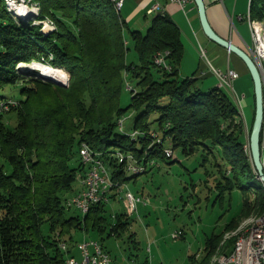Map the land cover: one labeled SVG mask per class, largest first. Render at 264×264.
Returning a JSON list of instances; mask_svg holds the SVG:
<instances>
[{
    "label": "trees",
    "instance_id": "16d2710c",
    "mask_svg": "<svg viewBox=\"0 0 264 264\" xmlns=\"http://www.w3.org/2000/svg\"><path fill=\"white\" fill-rule=\"evenodd\" d=\"M36 1L39 17L51 18L58 31L42 32L41 24L33 22L17 25L0 0V102L10 98L8 86L22 84L21 97L6 102H15L8 116L0 114V264H68L66 254H74L69 245L76 231L109 229V235H118L130 225L124 212L115 214L108 228L105 202L91 205L83 218L69 213L68 201L79 192L87 171L84 142L95 159L109 166L114 181L130 178L123 173L125 163L165 159L169 146L184 155L201 149L205 160L209 154L223 158V163L215 162L222 177L221 166L230 164L232 181L253 196L244 198L240 212L222 229L207 236L202 261L211 259L226 231L264 212V184L240 180L245 167L256 170L243 152L244 139L235 132L237 105L223 89L203 91L196 77L180 76L184 44L168 14L157 15L144 33L128 26L113 0ZM254 6L252 1L251 16L261 19ZM131 49L135 59L129 57ZM161 50H169L171 70L156 65ZM46 55L68 69V87L19 70L21 62L46 61ZM125 89L131 92L126 106L121 101ZM129 109L139 111L133 125L141 132L136 139L134 130L127 133L119 124ZM153 112L159 115L151 119ZM119 152L131 154L120 163L114 156ZM215 177L223 194L230 192L232 183L224 187L222 178ZM62 243L69 247L63 249ZM233 244L225 251L231 252Z\"/></svg>",
    "mask_w": 264,
    "mask_h": 264
},
{
    "label": "rangeland",
    "instance_id": "374dc122",
    "mask_svg": "<svg viewBox=\"0 0 264 264\" xmlns=\"http://www.w3.org/2000/svg\"><path fill=\"white\" fill-rule=\"evenodd\" d=\"M26 2H28L30 6L39 7L36 15H25V18H23V15L18 14L19 17H17L15 12L10 11L6 0H4L8 14L17 25L22 26L23 24L27 25L33 22V24H41L42 32L49 34L58 31L59 28L51 18L47 17L41 19L39 17L40 5L36 0H27ZM44 27L46 29H44ZM147 28L148 25L144 27V33L147 31ZM133 29H135V27H133ZM126 32L127 34L129 33V28L126 29ZM125 43H128L127 39ZM42 55L43 53L41 56ZM48 55H50V53ZM136 55L137 53L131 49L129 57L135 59ZM47 58L46 61H37L43 62L44 65L45 63L48 64V66L45 65L47 68L51 67V69L57 70L62 76L60 80H66V85L63 86L68 87L71 78L68 69L64 66L52 63L54 58L53 55L47 56ZM62 72H64L65 75ZM262 76L264 79V73ZM23 82L27 81L23 80ZM131 83L133 85L136 84L134 80H132ZM220 85L225 86L221 83ZM21 87V83L8 86L5 89V93L10 98L4 99L2 102L9 103L10 99L14 100V98H20ZM129 87H131L130 84ZM229 90L235 95L240 106H237L239 109L237 122L239 124H237L236 127L234 126L235 132L244 139L243 152L254 166L250 148V135L255 116L253 121L248 123L241 102L242 96L236 93L235 90ZM130 98L131 92L125 89L121 98L122 104L124 106L128 105L130 103ZM12 105H15V102L2 109L0 114L6 112L5 117H7V111L11 109ZM254 111L256 112V106ZM138 115L139 111L129 109L125 117H122L125 120V132L130 133L134 130V121ZM158 115V112H153L150 117L154 119ZM122 127L120 126V128ZM133 132L131 136L133 139H136L137 134ZM169 147L171 149L170 152H166L164 149L167 156L165 159L162 157H154L148 161H140V163L145 165L142 171L134 172L128 167V164L125 163L123 166V173L130 178L122 182L119 180L115 181V183L119 184L112 185L109 188L112 189L115 187L116 195L108 194L111 200L106 204L107 211L105 223L107 227L109 228V225L116 221V218H113L115 214L120 215L124 212L129 214L130 225L118 235H109V229L103 231L98 229L84 231L80 229L76 231L74 235L75 241L72 242L71 240L72 243L69 245L72 252H76V254L74 253L71 255V252H68L66 254V256H68L67 259L72 258L75 260V255H77L78 258L81 257L80 248L77 244L81 242L84 237L102 240L106 248L111 251V255L116 258L118 264H131L132 261H135L136 264H217V258L220 257L221 254L230 253L229 250L225 251L224 248H226V245H228L229 242L233 244L236 237L238 238L243 231L248 229L257 218L256 216L261 215L263 212L261 214L256 212L251 214L243 219L238 227L226 231L224 239L215 254H213L211 259L202 261L205 254L204 248L207 236L210 235L213 230L222 229L232 217L240 212L243 200L245 197H249L250 192H243L241 189H238L237 183L232 181L231 175L233 168L230 164H227V166L223 164V166H221L222 171H224L222 177L219 166L215 164V162L221 164L223 163V158L219 159L218 157V159H215V155L209 154L208 160H205L206 157L203 155L204 152L201 149L193 154L184 155L178 149L172 146ZM263 148L264 125L261 133V152L264 162ZM119 153L131 154V152ZM115 155L118 157L117 153H114V156ZM106 167L109 168V166ZM116 168L121 170L119 166ZM109 171L111 172L110 169L108 172ZM245 172L246 174L241 173L239 175L242 183H247L250 180L263 183L253 169L245 167ZM224 175H226V177ZM215 176L222 178L223 184H226L224 187H229L232 183L230 192L226 191L225 194H223V189L219 186V183H217L218 180H216ZM82 178L83 176L80 181H82ZM129 189H132L136 194H139L136 191L139 190L140 193H142L141 190H143L144 192L142 195L147 201L145 205L139 204L138 209L134 212H130L129 210V202L126 196ZM250 196L252 197L253 195ZM69 213L80 214L82 218L86 215L77 208L76 205H72ZM226 264H234V262H227Z\"/></svg>",
    "mask_w": 264,
    "mask_h": 264
},
{
    "label": "crops",
    "instance_id": "0c3cea01",
    "mask_svg": "<svg viewBox=\"0 0 264 264\" xmlns=\"http://www.w3.org/2000/svg\"><path fill=\"white\" fill-rule=\"evenodd\" d=\"M204 1L206 3L207 17L213 29L220 36L230 40L254 56L252 52L253 39L247 15L251 13L253 1L255 9H257L254 14L260 15L264 21V0ZM157 3L160 4V8L155 9L153 12H148V9ZM159 14H168L181 30L184 54L178 65L180 76L196 77V85L203 91H209L213 88L223 89L231 101L239 106L235 95L229 90L231 88L226 84L223 85L229 89L221 86L218 77L210 69L208 60L202 54V48H204L208 59L215 67L222 69L233 67L240 72V76L234 81L235 91L242 96L241 102L247 122L253 121L256 106L253 76L239 55L207 35L195 1L188 3L186 10H184L181 5L171 0H125L121 9V15L128 26L141 30L147 25L149 26ZM79 187L81 188V186ZM115 190V187L110 189L109 194H115ZM136 192L142 194L144 191L141 190L142 193L139 190ZM74 253L76 254V252Z\"/></svg>",
    "mask_w": 264,
    "mask_h": 264
},
{
    "label": "built area",
    "instance_id": "2783aa9c",
    "mask_svg": "<svg viewBox=\"0 0 264 264\" xmlns=\"http://www.w3.org/2000/svg\"><path fill=\"white\" fill-rule=\"evenodd\" d=\"M21 7L26 5V0H16ZM121 4L124 5L125 0H120ZM173 2L178 3L181 7L186 10L188 3L194 0H171ZM160 8V4H155L153 7L148 9V12H153L155 9ZM248 18V17H247ZM252 39H253V47L252 52L254 54V58L262 72L264 73V51L263 44L260 42L259 33L254 29L253 23L249 21ZM230 50V49H229ZM231 51V50H230ZM202 54L208 60L210 69L212 72L219 78L221 84H226L231 87V90H235L234 81L240 76V72L233 68L228 67L227 69H222L219 67H215L211 61L208 59L206 55V50L202 48ZM169 50H161L156 53L155 63L161 69L171 70L172 65L168 58ZM8 103L0 102V111L6 107H8ZM124 118H121L119 122L124 125ZM156 133V132H152ZM141 132L139 131V133ZM157 135V134H156ZM82 161L85 165H93V172H84L83 180L81 184V188L79 190V196H76L77 201H82V204L86 202H91L92 200H88V193L95 194H106L107 195V203L109 202L110 195L108 190L112 185H116L119 183H115L112 180L110 174L107 173L105 169H102L98 163H93V155L95 152L91 149V147L87 143H83L82 145ZM123 157H128V154H120L118 153V158L123 162ZM135 158V165L139 164ZM142 164V163H140ZM127 200L129 202V210L130 212H134L138 209L140 203L146 204V198L142 194H136L132 190L129 189L127 191ZM175 234V233H174ZM176 235V234H175ZM245 244V251L241 257H232L230 253L228 254L227 262H234V264H264V222L263 224H259L254 226L250 233L244 237L243 240ZM80 247L81 257L78 258L75 255V260L78 264H94V258H102L103 264H118L114 257H111L109 254V250L102 244V242L97 238H87L84 237L82 239V246ZM150 249V248H149ZM225 262L224 264H226ZM131 264H136L135 261H132Z\"/></svg>",
    "mask_w": 264,
    "mask_h": 264
},
{
    "label": "bare ground",
    "instance_id": "6f19581e",
    "mask_svg": "<svg viewBox=\"0 0 264 264\" xmlns=\"http://www.w3.org/2000/svg\"><path fill=\"white\" fill-rule=\"evenodd\" d=\"M113 1L115 2L116 7L118 9H122L123 4H121L120 0H113ZM6 3H7V6L9 7L10 11L15 12L17 17H19L18 14L23 15V18H25V15H33V14L36 15L38 13V8L39 7H37V6L35 7L33 5L30 6L28 4V2H26V5L24 7H21V5L16 0H6ZM247 17H248V20L253 23L254 29L259 33L260 42L263 44V51H264V21L262 19H260V18L259 19H255V18L251 17L250 13L247 15ZM44 29H46V28L44 27ZM20 64H21L20 66H23V65L27 66L28 65V63H26V62H23V63L21 62ZM45 65L48 66V64H46V63H45ZM45 65L43 64V62H39V61H33V62L29 63V66L31 68L40 69V70L43 71L44 74L51 75V76H53V77H55L57 79H61V74L57 70H53V69H51V67L47 68V66H45ZM228 87H230V86H228ZM119 124L122 127L121 122H119ZM133 133L137 134L139 132L138 131H134ZM263 150H264V148H263ZM263 159H264V156H263ZM93 163H98V165H100V167L102 169H105L107 171V173L110 174L108 172L104 162H102L100 159H95L94 156H93ZM128 167H130L131 170H133L134 172H139V171H142L144 169L143 166H137L131 160H130V163L128 164ZM86 172H93V165H87V171ZM76 196H79V192H77L75 195L72 196V198L68 201V204L71 205V206L72 205H76L77 208H79L84 214L89 212V210L91 209L90 207L93 204L102 203V202L107 203V195L106 194L88 193V200H92V201L91 202H86L84 204H82V201H77ZM256 217L257 218L254 220L252 225L248 229L243 231L238 236L236 241L234 242L233 250L230 252V255L232 257H241L244 254V251H245V244L243 242L244 237L247 234L250 233L251 229L254 226L259 225V224H263V222H264V212L261 215L256 216ZM77 245L78 246H82V241L79 242ZM62 247H63V249H67V247H69V246H67L66 243H62ZM109 254L111 255L110 251H109ZM111 257H113V256L111 255ZM217 259H218L217 264H224L225 262H227L228 254L227 253H223ZM67 263L68 264H78V262L76 260L72 259V258L67 259ZM94 264H103L102 258H94Z\"/></svg>",
    "mask_w": 264,
    "mask_h": 264
},
{
    "label": "water",
    "instance_id": "95a60500",
    "mask_svg": "<svg viewBox=\"0 0 264 264\" xmlns=\"http://www.w3.org/2000/svg\"><path fill=\"white\" fill-rule=\"evenodd\" d=\"M198 6L201 22L203 28L207 35L215 40L216 42L220 43L221 45L227 47L232 52H235L239 55L242 60L247 65L248 69L250 70L255 84V93H256V113L255 119L253 123V128L250 135V148L253 163L255 166V170L257 172V176L263 181L264 184V163L262 160V152H261V133L264 125V79L259 69V66L253 57V55L242 48L238 47L230 40L220 36L211 26L207 13H206V3L204 0H194ZM26 66V65H25ZM21 73L32 75L34 77H38L45 81H49L58 85H66V80L57 79L51 75L44 74L42 70L31 68L29 64L24 67H19Z\"/></svg>",
    "mask_w": 264,
    "mask_h": 264
}]
</instances>
